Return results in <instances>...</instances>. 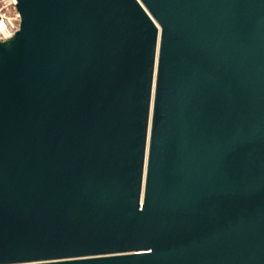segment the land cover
I'll list each match as a JSON object with an SVG mask.
<instances>
[{
  "label": "water",
  "instance_id": "obj_1",
  "mask_svg": "<svg viewBox=\"0 0 264 264\" xmlns=\"http://www.w3.org/2000/svg\"><path fill=\"white\" fill-rule=\"evenodd\" d=\"M0 264H264V0H7Z\"/></svg>",
  "mask_w": 264,
  "mask_h": 264
},
{
  "label": "built area",
  "instance_id": "obj_2",
  "mask_svg": "<svg viewBox=\"0 0 264 264\" xmlns=\"http://www.w3.org/2000/svg\"><path fill=\"white\" fill-rule=\"evenodd\" d=\"M9 8L12 10L9 1L0 0V38L7 37L16 30L13 24L7 20V12Z\"/></svg>",
  "mask_w": 264,
  "mask_h": 264
},
{
  "label": "rangeland",
  "instance_id": "obj_3",
  "mask_svg": "<svg viewBox=\"0 0 264 264\" xmlns=\"http://www.w3.org/2000/svg\"><path fill=\"white\" fill-rule=\"evenodd\" d=\"M12 10L9 8L8 9V12H7V16L9 15V13L11 12Z\"/></svg>",
  "mask_w": 264,
  "mask_h": 264
},
{
  "label": "bare ground",
  "instance_id": "obj_4",
  "mask_svg": "<svg viewBox=\"0 0 264 264\" xmlns=\"http://www.w3.org/2000/svg\"><path fill=\"white\" fill-rule=\"evenodd\" d=\"M0 26H1V24H0Z\"/></svg>",
  "mask_w": 264,
  "mask_h": 264
}]
</instances>
